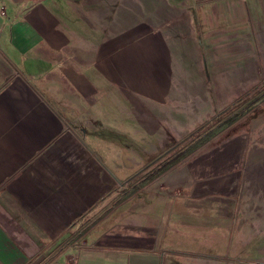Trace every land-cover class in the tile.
Returning <instances> with one entry per match:
<instances>
[{
  "label": "crops",
  "instance_id": "obj_1",
  "mask_svg": "<svg viewBox=\"0 0 264 264\" xmlns=\"http://www.w3.org/2000/svg\"><path fill=\"white\" fill-rule=\"evenodd\" d=\"M167 1L0 0V264L264 260L251 139L168 158L264 69V0Z\"/></svg>",
  "mask_w": 264,
  "mask_h": 264
},
{
  "label": "rangeland",
  "instance_id": "obj_2",
  "mask_svg": "<svg viewBox=\"0 0 264 264\" xmlns=\"http://www.w3.org/2000/svg\"><path fill=\"white\" fill-rule=\"evenodd\" d=\"M153 2H158L159 5L157 7H159V11L162 13L164 22L170 23L171 18L183 15L178 12L176 7H173L171 1L168 2L167 0H164L161 6L159 0H146V7L153 6ZM224 23L226 22H210V26L216 27L217 24L224 25ZM229 23L233 24L232 21H227V24ZM227 40L228 43L233 42L235 45L246 44V46H249L253 38H238L237 36V38L229 37ZM240 70L245 73V76L237 81L235 86L227 83L215 87L218 90L221 87L222 90L226 89L228 94L230 92L234 94L233 100L228 101L225 108H218L215 115L205 119L200 124V127L196 128L193 133H189L187 138L168 155V158L170 157L174 160L176 157H183L188 154L191 156H203L208 150H210L213 156H226L227 158L232 151V145H236L237 143L235 140H238L239 136H242L244 133L247 139H251L257 146V149L253 154L245 158L243 170L253 173L254 176L264 174V69L258 70L257 76H255L256 70ZM248 76H252V78L247 79ZM232 88L233 90L230 91ZM235 117L237 118L235 119ZM233 119L235 120L231 122ZM212 135L214 136L211 139V144H206L207 147L203 146V142L207 141ZM131 194L133 196L137 192L134 193L132 191ZM131 200L135 203L136 197L134 196ZM257 264H264V260L257 262Z\"/></svg>",
  "mask_w": 264,
  "mask_h": 264
},
{
  "label": "trees",
  "instance_id": "obj_3",
  "mask_svg": "<svg viewBox=\"0 0 264 264\" xmlns=\"http://www.w3.org/2000/svg\"><path fill=\"white\" fill-rule=\"evenodd\" d=\"M237 117H238V116H237ZM237 117H235V119H236ZM235 119H233L231 122H233ZM229 122H230V121H229ZM231 122H230V123H231ZM230 123H228V124H230Z\"/></svg>",
  "mask_w": 264,
  "mask_h": 264
}]
</instances>
